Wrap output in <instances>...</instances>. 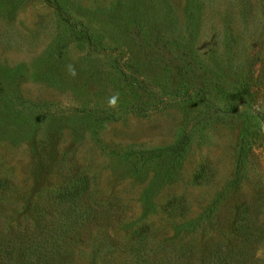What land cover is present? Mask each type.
<instances>
[{
	"label": "rangeland",
	"instance_id": "obj_1",
	"mask_svg": "<svg viewBox=\"0 0 264 264\" xmlns=\"http://www.w3.org/2000/svg\"><path fill=\"white\" fill-rule=\"evenodd\" d=\"M0 175L13 226L57 220L88 178L64 264L130 260L143 226L149 263L210 264L244 246L245 209L240 264H264L259 0L245 19L236 0H0Z\"/></svg>",
	"mask_w": 264,
	"mask_h": 264
},
{
	"label": "trees",
	"instance_id": "obj_2",
	"mask_svg": "<svg viewBox=\"0 0 264 264\" xmlns=\"http://www.w3.org/2000/svg\"><path fill=\"white\" fill-rule=\"evenodd\" d=\"M236 1L238 14L245 19L249 13L251 0ZM259 3L264 8V0H259ZM88 182L86 176L68 178L63 186V194H57L58 198H66L64 204H61L57 220L48 222L44 216H41L33 225L29 226L30 223H27L23 226L20 224L13 226L11 220L14 216V208L10 210L7 207L11 201L8 192L12 190L13 184L10 179L0 175V264H64L63 257L59 253L62 243L58 242L57 238L68 228L82 225L84 214L90 213L87 211L88 205L85 204V210H81L80 207V199L89 196ZM242 211L243 216L239 218L242 222H237L236 227L239 235L244 239V246L224 253L218 247L212 255L210 264H240L246 261L249 241L257 237V234L249 228L250 217L247 209ZM146 231L147 227L143 226L138 231L136 242L130 245V251L134 256L130 260L120 259L119 264H151L144 255L147 247ZM165 264H174V262L167 260Z\"/></svg>",
	"mask_w": 264,
	"mask_h": 264
},
{
	"label": "clouds",
	"instance_id": "obj_3",
	"mask_svg": "<svg viewBox=\"0 0 264 264\" xmlns=\"http://www.w3.org/2000/svg\"><path fill=\"white\" fill-rule=\"evenodd\" d=\"M72 74H73V75H75V72H74V70H73ZM115 99H116V97H115V96L111 98V103H112V104H114V103H115Z\"/></svg>",
	"mask_w": 264,
	"mask_h": 264
}]
</instances>
